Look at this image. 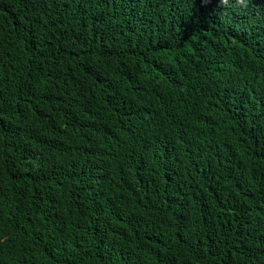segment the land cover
Here are the masks:
<instances>
[{
	"label": "trees",
	"instance_id": "1",
	"mask_svg": "<svg viewBox=\"0 0 264 264\" xmlns=\"http://www.w3.org/2000/svg\"><path fill=\"white\" fill-rule=\"evenodd\" d=\"M0 264H264V0H0Z\"/></svg>",
	"mask_w": 264,
	"mask_h": 264
},
{
	"label": "clouds",
	"instance_id": "2",
	"mask_svg": "<svg viewBox=\"0 0 264 264\" xmlns=\"http://www.w3.org/2000/svg\"><path fill=\"white\" fill-rule=\"evenodd\" d=\"M203 4H207L210 0H201ZM249 0H234V6H238L241 9H246L248 7ZM219 4L224 7H228L230 0H219Z\"/></svg>",
	"mask_w": 264,
	"mask_h": 264
}]
</instances>
